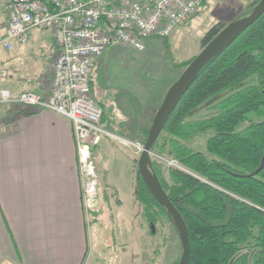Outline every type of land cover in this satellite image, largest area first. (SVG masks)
Returning a JSON list of instances; mask_svg holds the SVG:
<instances>
[{
    "label": "trees",
    "instance_id": "1",
    "mask_svg": "<svg viewBox=\"0 0 264 264\" xmlns=\"http://www.w3.org/2000/svg\"><path fill=\"white\" fill-rule=\"evenodd\" d=\"M259 1L253 0L232 21L212 25L201 39V48L231 22L249 14ZM208 2L202 1L196 16ZM168 38H162L164 43ZM195 57L177 61L172 56L170 61L182 73ZM98 104L102 105V129L130 142L139 137L132 122L116 115L109 103ZM18 107H26V115L40 111ZM206 108L214 109V114L197 119ZM251 113L260 120H249L239 130ZM149 129L140 130L143 144ZM203 135H208L204 152L190 145ZM102 137L113 144L108 136ZM152 152L165 160L152 158V170L186 222L190 264H264V14L201 70ZM135 197L151 234H156V225L163 218L175 229L180 255L174 264H178L182 256L178 232L167 210L143 182L138 167Z\"/></svg>",
    "mask_w": 264,
    "mask_h": 264
},
{
    "label": "crops",
    "instance_id": "2",
    "mask_svg": "<svg viewBox=\"0 0 264 264\" xmlns=\"http://www.w3.org/2000/svg\"><path fill=\"white\" fill-rule=\"evenodd\" d=\"M7 2L0 0L3 31ZM39 50L40 57H31ZM56 51L51 31L31 30L27 43L15 42L1 52L6 76L0 89L14 98L28 91L47 96ZM0 106L12 114L0 125V264H86V214L72 121L45 109L26 115V107Z\"/></svg>",
    "mask_w": 264,
    "mask_h": 264
},
{
    "label": "rangeland",
    "instance_id": "3",
    "mask_svg": "<svg viewBox=\"0 0 264 264\" xmlns=\"http://www.w3.org/2000/svg\"><path fill=\"white\" fill-rule=\"evenodd\" d=\"M252 1L209 0L198 16L174 31L167 43L162 38H152L142 52L114 44L96 61L95 99L102 104L109 103L117 115L130 120L139 137L126 143L123 138L104 132L113 144L102 137L94 154L98 201L93 211L85 215L89 246L86 264H174L178 259L179 239L171 223L161 219L156 225V234H151L135 197L136 167L141 155L136 144H143L140 130L151 127L167 90L181 74L174 70L171 57L187 61L197 56L202 50L201 39L205 32L217 22L232 21ZM41 55L39 50L31 57ZM0 108L6 112L0 115L1 125L9 121L12 114L6 106ZM214 112L206 108L196 118H207ZM249 120L259 121L260 118L251 113L238 129L246 127ZM207 138L208 135L198 136L190 145L204 152ZM152 158L165 161L155 154ZM168 165L176 166L173 162Z\"/></svg>",
    "mask_w": 264,
    "mask_h": 264
},
{
    "label": "built area",
    "instance_id": "4",
    "mask_svg": "<svg viewBox=\"0 0 264 264\" xmlns=\"http://www.w3.org/2000/svg\"><path fill=\"white\" fill-rule=\"evenodd\" d=\"M202 1L8 0V25L5 31L0 29V78L6 76L1 52L12 50L15 42L27 43L31 30L51 31L57 51L47 96L28 91L14 98L0 89V104L45 109L72 121L85 214L97 205L94 154L106 132L101 128L102 108L91 86L96 61L114 44L142 52L148 39L170 37L198 14ZM136 148L142 153L144 144Z\"/></svg>",
    "mask_w": 264,
    "mask_h": 264
},
{
    "label": "water",
    "instance_id": "5",
    "mask_svg": "<svg viewBox=\"0 0 264 264\" xmlns=\"http://www.w3.org/2000/svg\"><path fill=\"white\" fill-rule=\"evenodd\" d=\"M263 14L264 0H260L249 14L231 22L222 29L183 70L176 81H174L167 90L155 114L144 148L139 157L137 167L140 177L156 200L167 210L178 232L182 246V256L178 264L191 263L189 232L184 218L170 201L159 179L152 170V155L154 154L152 152V147L164 131L170 115L176 109L189 88L197 80L201 70L214 57L229 47Z\"/></svg>",
    "mask_w": 264,
    "mask_h": 264
}]
</instances>
